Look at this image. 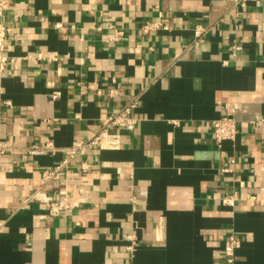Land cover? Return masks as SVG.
<instances>
[{
  "label": "crops",
  "instance_id": "0c3cea01",
  "mask_svg": "<svg viewBox=\"0 0 264 264\" xmlns=\"http://www.w3.org/2000/svg\"><path fill=\"white\" fill-rule=\"evenodd\" d=\"M0 1L14 60L0 70V143L17 147L0 156V264L224 263L232 235L234 264H264V0ZM155 21L168 29L142 33ZM49 52L61 59H37ZM131 98L135 130L111 129L121 147L44 189L85 202L42 217V171ZM224 116L238 133L218 147ZM47 141L55 153L23 158Z\"/></svg>",
  "mask_w": 264,
  "mask_h": 264
},
{
  "label": "built area",
  "instance_id": "2783aa9c",
  "mask_svg": "<svg viewBox=\"0 0 264 264\" xmlns=\"http://www.w3.org/2000/svg\"><path fill=\"white\" fill-rule=\"evenodd\" d=\"M244 5V3H242ZM7 3L0 1V70H4L8 65L14 62L5 55L7 46V28L3 23L2 16L7 10ZM168 29L161 21L147 22L142 27V33L149 35L156 30ZM115 30V29H114ZM205 34V28L197 26L194 29V36L196 44L203 41V35ZM124 31L115 30L113 34L109 36L111 40H117L123 37ZM233 54L238 53L241 50V46L234 43L231 47ZM38 60L57 61L60 56L55 52H49L46 54H40L37 57ZM118 89H111L108 95L111 98L119 95ZM138 106V99L131 98L123 106H121L116 112L111 113L101 119V128L93 136L88 139H78L72 143L70 147L62 149L66 157L54 168L43 170L39 182V189L35 193V197L41 203V208L45 212L42 217H54L58 216L65 211L76 209L85 202V197L82 190L78 193L72 194L68 189L64 188L60 191V198L56 200L52 195L45 192V187L56 180H60L63 177H67L70 174H86L90 170V163L86 156L88 153L94 150H115L119 149L123 142V133L113 132L111 129L123 127L126 132H132L137 125V118L134 117V111ZM263 121H257V124H262ZM256 123V122H255ZM213 134L218 147L222 146V143L227 140L234 141L236 139L238 130L235 119L231 117H221L212 122ZM17 147L10 146L5 142L0 143V156L5 153L16 150ZM57 150L53 146L52 142L47 141L44 144H31L24 149L23 158L27 159L29 156L43 155L47 153H55ZM237 202L236 195H228L222 199V203L225 205L234 207ZM132 245L128 247L132 250L134 247V239ZM239 247L237 239L232 235L229 237V244L225 248L226 260L224 263L214 264H234V251Z\"/></svg>",
  "mask_w": 264,
  "mask_h": 264
}]
</instances>
